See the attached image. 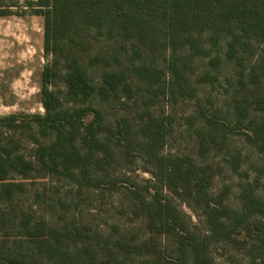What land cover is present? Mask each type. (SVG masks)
Segmentation results:
<instances>
[{
    "label": "trees",
    "instance_id": "obj_1",
    "mask_svg": "<svg viewBox=\"0 0 264 264\" xmlns=\"http://www.w3.org/2000/svg\"><path fill=\"white\" fill-rule=\"evenodd\" d=\"M27 14L43 18V113L0 117V208L38 168L78 187L121 192L149 238L107 246L102 235L34 220L21 223L20 236L0 209V264H135L136 257L208 264L209 247L219 242L264 264V181L247 182L229 206L225 192L211 193L217 172L201 160L224 147L229 130L259 154L264 175V0H0V16ZM223 68L234 73L236 89L224 115L198 105L196 116L209 125L198 131L199 158L162 155L171 121L152 108L160 98L197 99L198 86H214ZM134 97L142 99L134 123L125 114L107 121L113 103ZM14 127L31 133L34 161L7 136ZM231 156L238 172L239 156ZM136 162L147 167L146 184L112 175ZM170 195L203 218L205 235Z\"/></svg>",
    "mask_w": 264,
    "mask_h": 264
},
{
    "label": "rangeland",
    "instance_id": "obj_2",
    "mask_svg": "<svg viewBox=\"0 0 264 264\" xmlns=\"http://www.w3.org/2000/svg\"><path fill=\"white\" fill-rule=\"evenodd\" d=\"M23 1V0H19ZM15 10L16 8H11ZM47 58L43 50V18L32 14L0 16V117L12 114L43 113L40 103V75ZM206 60L196 61L197 72L204 68ZM234 73L221 69L219 81L214 85H199L195 100L168 103L159 99L152 108L156 115L169 117L170 132L166 138L162 155H191L198 159V131L209 129L208 123L196 116L198 105L209 114L220 111L225 114L230 99L236 89ZM140 97L113 103L106 111L107 121L116 116L127 115L134 123ZM3 127V126H2ZM3 131V130H2ZM224 147L204 155L201 160L213 165L216 175L210 187L213 195L225 192V202L229 206L237 205L240 189L255 178L264 181V175L256 169L260 164L259 154L249 146L241 135L227 131ZM30 132L18 127L9 130L7 136L17 144L18 150L34 161V144L28 138ZM232 155L239 156L238 172L231 169ZM147 167L140 162L127 164L112 172L121 179L144 185L150 175L144 171ZM259 175V176H257ZM25 190L14 195L13 199L1 204V208L10 216L8 225L16 223L14 234L21 236V223L25 220L45 221L57 228H79L88 231L92 237L102 235L111 246L115 239L124 237L129 241L149 238V231L141 220L130 215L126 196L121 192L82 188L67 179H58L47 175L38 168L28 179L22 180ZM171 197V195H170ZM177 208L188 217L191 225L201 235L206 234L202 217L177 198L171 197ZM13 218L15 222L13 223ZM8 223V222H7ZM5 226V225H4ZM20 227V228H19ZM158 248L167 249L166 241L153 238ZM208 264H251L246 254L229 244L219 242L209 247ZM143 258L136 257L135 264H146ZM147 264H175L166 260L150 259ZM182 264H191L188 261Z\"/></svg>",
    "mask_w": 264,
    "mask_h": 264
}]
</instances>
